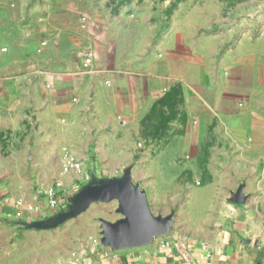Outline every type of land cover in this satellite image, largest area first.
Instances as JSON below:
<instances>
[{
    "label": "crops",
    "instance_id": "obj_1",
    "mask_svg": "<svg viewBox=\"0 0 264 264\" xmlns=\"http://www.w3.org/2000/svg\"><path fill=\"white\" fill-rule=\"evenodd\" d=\"M172 1L0 0V135L28 131L31 144L35 137L36 155L44 157L42 167H62L58 181L64 195L72 194L94 173L99 176L95 163L81 155L79 137L86 129L75 126L88 116L79 115L78 109L102 104L108 114L104 119L125 127L133 113L148 108L158 113L160 101L172 97V110L183 120L179 128L191 138L192 154L204 138L221 135L255 141L260 133L264 136V112L249 106L259 95L264 99V70L259 62L264 52L256 48L254 29L231 32L237 37L235 45L213 51L224 58L216 78L210 71L204 73L201 64L188 62L173 44L164 52L153 51L149 68L143 63L141 11L167 9ZM157 19L167 30L174 24L169 16ZM254 23V17L246 18L247 25ZM217 34L204 39H228ZM127 39L136 42L134 47L127 45ZM200 51L189 56H200ZM88 57L91 62L86 63ZM70 158L82 162L80 170L66 169ZM246 182L253 187L262 184L264 174L261 180ZM252 188L220 193L219 198L228 201L226 220L214 240L176 242L166 235L130 249L94 247L87 264H264V211L251 208L250 202L258 199ZM4 200V207L14 215L12 198ZM167 240H174L173 247H164Z\"/></svg>",
    "mask_w": 264,
    "mask_h": 264
},
{
    "label": "rangeland",
    "instance_id": "obj_2",
    "mask_svg": "<svg viewBox=\"0 0 264 264\" xmlns=\"http://www.w3.org/2000/svg\"><path fill=\"white\" fill-rule=\"evenodd\" d=\"M172 2L167 9L141 11L144 16L142 59L148 68L153 51L158 48L159 53L164 52L166 46L173 44L187 55L188 62L194 60L197 62L194 64H201L204 73L210 71L216 78L224 58L213 51L234 46L237 37L231 32L242 29H254L256 48L264 52V31H261L264 0ZM148 16H153L155 22L145 21ZM161 16L173 18L174 24L169 25V30L158 21L157 17ZM247 17L255 18L254 25L246 24ZM130 27L134 29L133 25ZM217 33L228 39H204ZM127 40V45L134 47L136 42ZM196 49L202 50V55L189 56ZM259 62L263 71L264 59L260 57ZM197 73L201 78L199 69ZM178 97L176 88L174 98ZM261 97L249 105L259 114L264 112ZM172 99L163 98L158 113L149 108L133 113L132 119L124 123L125 127L118 121L111 126L104 119L108 114L104 113L102 104L97 108L78 109L79 115L88 116V120L78 121L75 126L79 131L86 129L79 137V148L85 160L95 163L93 169L100 177L120 176L132 166L133 178L146 190L154 213L167 215L175 211L170 238L176 242H209L219 237L226 220L228 201L220 199V193L239 187L252 188L247 179L263 178L264 136L260 133L255 141L251 137L212 136L204 138L203 145L192 154L191 138L184 135L185 129L179 128L183 120L178 118L177 111L173 112ZM28 135L23 130L0 135V264H87L92 248L98 250L103 246L100 219L114 221L121 217L116 212L118 202L94 203L84 213L53 229L36 230L21 225L19 221L45 219L65 209L69 197L81 187L65 195L62 187L59 208H51V189L55 190L62 167H42L44 157L36 155V138H31V144ZM252 190L258 199L250 202L251 208L264 211V183ZM5 196L13 200L14 215L3 212Z\"/></svg>",
    "mask_w": 264,
    "mask_h": 264
},
{
    "label": "water",
    "instance_id": "obj_3",
    "mask_svg": "<svg viewBox=\"0 0 264 264\" xmlns=\"http://www.w3.org/2000/svg\"><path fill=\"white\" fill-rule=\"evenodd\" d=\"M117 201V220L101 218V243L112 250H124L150 245L155 239L170 233L175 211L167 215L152 210L146 190L136 182L132 166L120 176L100 177L93 174L90 180L68 199V206L45 219L19 221L26 228L47 230L56 228L69 219L87 211L94 203Z\"/></svg>",
    "mask_w": 264,
    "mask_h": 264
},
{
    "label": "built area",
    "instance_id": "obj_4",
    "mask_svg": "<svg viewBox=\"0 0 264 264\" xmlns=\"http://www.w3.org/2000/svg\"><path fill=\"white\" fill-rule=\"evenodd\" d=\"M89 62H91V57H88L86 60V63H89ZM81 167H82V162L80 160H78L76 158H70L66 169L76 168V169L80 170ZM61 186H62V184L58 182L55 190L52 189V192H51L52 198L50 200V207L53 209L59 208V200L58 199L61 196V193H60ZM174 243H175L174 240H167L164 243V247L171 248V247H173Z\"/></svg>",
    "mask_w": 264,
    "mask_h": 264
},
{
    "label": "trees",
    "instance_id": "obj_5",
    "mask_svg": "<svg viewBox=\"0 0 264 264\" xmlns=\"http://www.w3.org/2000/svg\"><path fill=\"white\" fill-rule=\"evenodd\" d=\"M3 212L7 213L8 215H13L12 211L8 207H3Z\"/></svg>",
    "mask_w": 264,
    "mask_h": 264
}]
</instances>
